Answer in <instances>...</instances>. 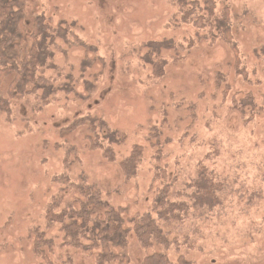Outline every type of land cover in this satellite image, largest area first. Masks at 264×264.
<instances>
[{
    "label": "rangeland",
    "instance_id": "1",
    "mask_svg": "<svg viewBox=\"0 0 264 264\" xmlns=\"http://www.w3.org/2000/svg\"><path fill=\"white\" fill-rule=\"evenodd\" d=\"M25 1L29 26L44 15L53 26L68 25L90 51H56V67L45 75L59 92L48 103L30 95L13 101L9 113L0 109V264H49L35 251L42 235L53 242L44 244L51 264H96L62 247L61 224L48 218L56 202L58 213L72 201L74 184L87 183L125 209L131 228L130 218L152 209L161 184L190 203L201 175L218 185L212 199L219 203L161 223L169 248H144L132 232L129 264L156 252L172 264H264V111L253 115L249 105L243 115L233 100L252 95L264 109V0H217L215 15L230 9L237 54L212 41L209 27L182 21L183 4L194 0ZM166 43L173 47L153 52ZM159 62L162 75L152 64ZM84 117L106 124L103 136L117 132L115 162L92 149L87 125L70 130ZM138 147L142 161L127 181L121 163ZM156 169L164 177L155 180Z\"/></svg>",
    "mask_w": 264,
    "mask_h": 264
},
{
    "label": "trees",
    "instance_id": "2",
    "mask_svg": "<svg viewBox=\"0 0 264 264\" xmlns=\"http://www.w3.org/2000/svg\"><path fill=\"white\" fill-rule=\"evenodd\" d=\"M227 2L228 0H220ZM202 2L194 0L189 4H183L182 21L193 23L196 27H209L212 41L221 39L237 54L238 49L233 46V35L231 28L230 9L225 7L221 16L215 15L217 0H204ZM182 4V3H181ZM216 33V34H215ZM218 40V39H217ZM65 45V46H63ZM75 47H84L87 52L90 49L79 40L68 25L60 23L57 26L51 25L44 15H39L29 26L26 15L25 0H0V109L6 113L11 110L13 101L22 100L30 95L38 96L42 102L48 103L50 98L59 92L56 80L48 77L45 73L50 69H55L54 57L56 51ZM173 44H155L153 52L159 53L164 49H171ZM238 59V58H237ZM154 70L159 75L163 74L162 63H152ZM237 66V65H236ZM87 67V66H86ZM238 67V66H237ZM237 69L239 75L247 77V72ZM12 77L7 93L1 92L3 83L7 78ZM219 82L225 87V96L230 94L231 88L228 82L221 76ZM234 103L243 110L245 115L246 106L251 105L253 115L264 111L263 108H256L252 95H248L246 100L241 102L233 97ZM245 104V107L241 106ZM87 125L92 134L88 137L92 149L103 150L104 156L109 162H115L116 156L112 150V144L116 140L117 132L101 134L108 126L95 119L84 117L74 122L70 130ZM103 140L110 143L105 147ZM102 142V143H101ZM143 148L138 147L132 155L121 163L127 181L134 178L138 167L142 161ZM164 172L156 169L155 180L164 177ZM166 177V176H165ZM201 180L195 183L197 191L187 196L191 202L181 200L183 195L180 191L172 194L173 186L161 188L154 198L152 209L145 213H138L130 218L131 228L125 225L126 219L123 215L125 209L113 207L109 199L104 198L102 193L87 183L74 184L72 201H68L65 208L56 213L55 210L62 201L54 204V209L48 213L49 220L61 224L64 240L62 247H69L81 250L93 256L96 264H129V240L132 232L138 237L144 248L165 246L169 248L172 244L168 235L164 232L161 223L170 221L183 222L191 206L214 208L219 201L212 199L213 191L216 190V183L201 175ZM69 188V187H68ZM66 187L61 191V199L66 197ZM71 188V187H70ZM70 193V192H69ZM74 193V194H73ZM110 198L111 195L107 194ZM211 198V199H210ZM39 236V235H38ZM37 236V237H38ZM43 235L37 238L35 251L44 255L49 264L47 251L44 244L51 245L53 242L43 240ZM51 249V247H50ZM53 264V263H52ZM143 264H172L166 253L156 252L148 256Z\"/></svg>",
    "mask_w": 264,
    "mask_h": 264
}]
</instances>
